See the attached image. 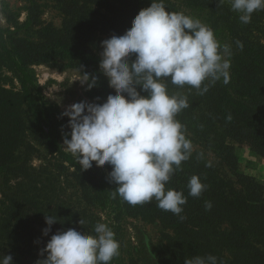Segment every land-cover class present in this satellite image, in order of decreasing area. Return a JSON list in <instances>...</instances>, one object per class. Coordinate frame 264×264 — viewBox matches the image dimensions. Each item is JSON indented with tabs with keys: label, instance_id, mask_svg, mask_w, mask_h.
I'll return each mask as SVG.
<instances>
[{
	"label": "trees",
	"instance_id": "trees-1",
	"mask_svg": "<svg viewBox=\"0 0 264 264\" xmlns=\"http://www.w3.org/2000/svg\"><path fill=\"white\" fill-rule=\"evenodd\" d=\"M22 1L26 21L20 23L16 14L6 12L8 27L0 23V259L11 255L13 264H37L41 249L56 232L74 228L95 235L89 228L96 221L51 184L60 181L68 164L82 201L95 208H111L117 216L115 225L126 216L160 226L161 239L155 248L158 264H184L185 259L209 255L217 258V264H264V184L240 172L237 154L240 145H248L264 158V10L244 24L229 0L223 4L164 0L169 12H184L209 26L232 53L227 85L221 79L200 94L166 81L170 95L187 96L189 107L176 119L193 144L191 157L165 185L166 190L182 192L187 200L176 215L158 208L155 199L131 205L118 195L114 198L117 185L108 181L109 165L94 164L81 171L76 158L62 146L66 131L60 124L68 127V118L56 113L55 122L48 120L42 89L31 71L41 64L73 68L87 79L85 95L93 103L105 102L115 91L99 68L102 41L123 35L151 0ZM46 1L60 16L61 30L43 23ZM5 72L18 82V88L7 87ZM92 77L97 83L89 87ZM35 145L44 146L55 162L33 167ZM194 175L205 186L199 197L189 195L188 183ZM45 215L59 222L47 237L43 236L48 227ZM115 225L109 227L120 244ZM111 264L123 263L118 255Z\"/></svg>",
	"mask_w": 264,
	"mask_h": 264
},
{
	"label": "clouds",
	"instance_id": "clouds-1",
	"mask_svg": "<svg viewBox=\"0 0 264 264\" xmlns=\"http://www.w3.org/2000/svg\"><path fill=\"white\" fill-rule=\"evenodd\" d=\"M229 3L244 24L251 22L255 12L264 10V0ZM101 47L99 68L115 94L103 103L84 101L69 106L62 116L68 118L71 131L63 133L62 146L76 158L81 171L94 164L98 168L111 166L108 181L117 185L112 191L114 198L118 195L131 205L155 199L158 208L179 215L187 200L182 192L166 190L165 185L191 157L193 144L176 119L189 107L187 96L170 95L166 81L181 88L189 86L200 94L221 79L227 85L231 47L221 45L200 19L166 10L164 0H151L150 7L139 11L123 35H112ZM96 83L92 77L89 87ZM188 188L189 195L199 197L205 186L194 175ZM210 208L206 202V209ZM45 222L48 227L43 236L47 237L59 222L46 215ZM94 233L74 228L56 232L41 249L37 264H111L120 247L114 232L100 222ZM0 264H13L12 256L5 255ZM184 264H217V258L196 256L185 259Z\"/></svg>",
	"mask_w": 264,
	"mask_h": 264
},
{
	"label": "rangeland",
	"instance_id": "rangeland-1",
	"mask_svg": "<svg viewBox=\"0 0 264 264\" xmlns=\"http://www.w3.org/2000/svg\"><path fill=\"white\" fill-rule=\"evenodd\" d=\"M46 7L43 15V23L51 24L57 30L62 29V20L58 13L50 6ZM26 4L22 0H0V23L3 28H7L6 12H12L17 15V20L24 23L27 19L25 11ZM31 71L36 76L39 86L42 89L45 99L46 110L49 111V121L55 122L54 115L62 113L72 104L79 102L93 103L85 93L87 79L84 75L73 68L61 69L59 66L50 64L34 65ZM8 77L7 87L18 88V82L12 79L10 73L5 72ZM64 117V116H63ZM60 127L70 133L71 129L66 125L60 124ZM32 135V134H30ZM32 140V137H30ZM33 141V140H32ZM36 143V142H35ZM32 165L33 167H47L54 163V159L47 152L44 146L35 145ZM240 164V172L261 181L264 184V158L256 154L250 146L240 145L237 149ZM66 169L61 173L60 181H52V185L62 193L67 201H72L80 212H83L90 219L97 223H106L108 226L115 225L117 218L115 212L106 207L95 208L86 205L82 201V195L79 187L73 177L74 170L65 164ZM95 224V225H96ZM120 234L119 257L123 264H129L134 261L136 264H158L155 256V248L161 239V229L156 223H146L140 219L132 217H122L120 223L115 225ZM94 231V226L89 228Z\"/></svg>",
	"mask_w": 264,
	"mask_h": 264
}]
</instances>
